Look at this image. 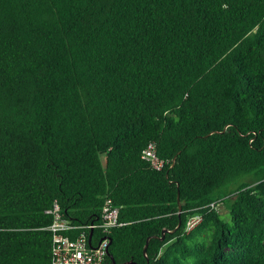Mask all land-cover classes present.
I'll return each mask as SVG.
<instances>
[{"label":"trees","instance_id":"obj_1","mask_svg":"<svg viewBox=\"0 0 264 264\" xmlns=\"http://www.w3.org/2000/svg\"><path fill=\"white\" fill-rule=\"evenodd\" d=\"M105 198L106 264H264V0H0V264Z\"/></svg>","mask_w":264,"mask_h":264},{"label":"built area","instance_id":"obj_2","mask_svg":"<svg viewBox=\"0 0 264 264\" xmlns=\"http://www.w3.org/2000/svg\"><path fill=\"white\" fill-rule=\"evenodd\" d=\"M141 158L149 162L153 169L159 170L163 166L152 142L143 149ZM207 207L219 211L222 207L221 200H215ZM45 212L52 218L51 224L46 228L51 234L50 264H106L109 233L114 227L122 225L118 220L119 210L113 206L111 199L105 198L95 223H72L63 216L56 202ZM201 219L199 213L189 216L184 232L192 230Z\"/></svg>","mask_w":264,"mask_h":264},{"label":"water","instance_id":"obj_3","mask_svg":"<svg viewBox=\"0 0 264 264\" xmlns=\"http://www.w3.org/2000/svg\"><path fill=\"white\" fill-rule=\"evenodd\" d=\"M180 211H181V205L178 204V212H180ZM178 226H179V223H178V225L176 226V228H175L174 230L170 231V232L175 231V230L178 228ZM164 233H165V231H162L161 236H160L161 239L163 238V234H164ZM150 238H151V237L148 236V237L146 238V240H145V244H144V247H143V254H144V255H146V248H147L148 241H149ZM146 262H147V264H148V258H146ZM112 264H115V262H114L113 260H112ZM123 264H136V263H134V262H127V263H123Z\"/></svg>","mask_w":264,"mask_h":264},{"label":"rangeland","instance_id":"obj_4","mask_svg":"<svg viewBox=\"0 0 264 264\" xmlns=\"http://www.w3.org/2000/svg\"><path fill=\"white\" fill-rule=\"evenodd\" d=\"M219 212L221 213V218L225 221H229V216L226 213V211L223 209V207H221V209L219 210Z\"/></svg>","mask_w":264,"mask_h":264}]
</instances>
